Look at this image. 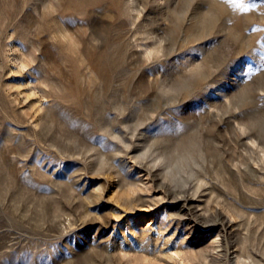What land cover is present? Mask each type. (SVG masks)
Here are the masks:
<instances>
[{"label": "rangeland", "instance_id": "obj_1", "mask_svg": "<svg viewBox=\"0 0 264 264\" xmlns=\"http://www.w3.org/2000/svg\"><path fill=\"white\" fill-rule=\"evenodd\" d=\"M0 264H264V0H0Z\"/></svg>", "mask_w": 264, "mask_h": 264}, {"label": "bare ground", "instance_id": "obj_2", "mask_svg": "<svg viewBox=\"0 0 264 264\" xmlns=\"http://www.w3.org/2000/svg\"><path fill=\"white\" fill-rule=\"evenodd\" d=\"M110 51V50H109ZM108 52V51H107ZM99 56V55H98ZM112 56V55H111ZM111 57H109L108 55H103L102 59L105 60V61H108L110 60ZM97 62V61H96Z\"/></svg>", "mask_w": 264, "mask_h": 264}]
</instances>
